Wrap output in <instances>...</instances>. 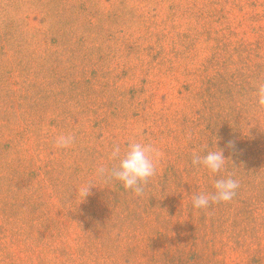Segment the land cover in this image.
<instances>
[{
	"label": "rangeland",
	"instance_id": "1",
	"mask_svg": "<svg viewBox=\"0 0 264 264\" xmlns=\"http://www.w3.org/2000/svg\"><path fill=\"white\" fill-rule=\"evenodd\" d=\"M259 84L264 0H0V264H264ZM131 140L139 195L98 172ZM215 144L240 186L194 209Z\"/></svg>",
	"mask_w": 264,
	"mask_h": 264
},
{
	"label": "clouds",
	"instance_id": "2",
	"mask_svg": "<svg viewBox=\"0 0 264 264\" xmlns=\"http://www.w3.org/2000/svg\"><path fill=\"white\" fill-rule=\"evenodd\" d=\"M254 95L257 107L264 109V84L257 86ZM73 140L71 135L62 134L56 137L55 146L58 149H67ZM156 151L152 144L131 140L123 152L118 146L112 149L110 159L117 161L115 167L107 170L101 166L98 172L118 182L125 191L139 195L143 187L157 174ZM227 161L223 150L216 147V144L203 154L193 152V167L202 170L210 178L217 177L211 192H199L191 198L194 209H205L213 203H228L233 200L240 185L233 175L225 174ZM80 190L87 194L89 187L82 185Z\"/></svg>",
	"mask_w": 264,
	"mask_h": 264
}]
</instances>
